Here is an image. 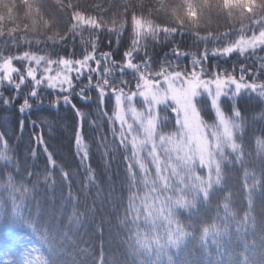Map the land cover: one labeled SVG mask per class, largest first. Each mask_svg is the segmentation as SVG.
<instances>
[{"label":"snow or ice","instance_id":"6c2138e0","mask_svg":"<svg viewBox=\"0 0 264 264\" xmlns=\"http://www.w3.org/2000/svg\"><path fill=\"white\" fill-rule=\"evenodd\" d=\"M222 2L225 11L229 13L234 8L241 10L242 22L238 32H205L201 35L198 28L187 29L182 21L172 27L158 24L154 22L151 10L147 16H138L133 8L131 27L134 35L130 47L123 53L122 62L113 59L111 52H100L97 41L101 29L107 28L109 33H122L128 26V7H132L128 2L124 18L118 21L114 17L110 22L111 27H108V22L102 17L86 15L77 10L78 5L72 4L70 0L66 4L64 0H57L62 8L73 10L70 16L71 28L65 35L53 32L47 37L48 41H64L71 33L81 35V43L88 44L80 30L88 28L97 34L90 42L91 50L86 47L80 58L68 55L53 59L51 54H38L30 50L12 54L7 51L9 46L19 48L21 43L29 46L33 43L28 37L39 32V25L34 23L31 32L26 28L21 31L0 29V37L4 38L5 45L0 48V89L7 88L9 91L8 95L0 91V105L10 107L22 94V86L28 84L30 90L23 93L24 98L17 109L23 114L26 109L33 107L32 102H42L45 89L55 91L57 99L53 103L59 104L62 100L65 105H70L77 117L75 146L82 164L89 159L83 134L85 118L89 113L78 108L72 102V96H79L87 104L89 93L93 89L97 92L100 115L107 117L113 125L114 139L128 153L125 155L128 162L125 182L130 195L122 223L129 232L132 254L142 257L139 264H197L184 256L188 245L197 242L204 257L202 264H264V259L258 261L256 258L255 241L249 243L243 239V234L249 228L255 231L257 227L256 218L252 215V190L259 181L253 180L247 186L249 210L242 218L231 211L230 193L224 196L225 216L220 218L222 222L202 224L199 236L195 234L197 229L194 225H185L179 218V210H191L198 203H210L216 192L223 187L224 164L232 163L228 153L234 155L237 162L243 163L244 120L235 105L231 114L227 113L222 107V98L232 100L242 92H249L264 99V82H258L259 71L264 70V63L260 64L259 70L241 64L239 76L234 74L235 68L233 72L218 66L211 71L205 68L204 62L209 55L230 57L237 53L244 56L254 54L258 49L264 50V0ZM32 6L38 18L45 17L41 0H33ZM140 6L143 7L142 2ZM160 10L157 8V11ZM184 11L192 21L199 20L202 14L193 0H185ZM244 13H247L246 18ZM244 19H247V23L243 22ZM54 23H57L55 17L44 18V29L51 31ZM185 32H191L198 42L204 43V50L199 54L187 53L179 45H174L170 53H165V59L158 69L153 68L155 62L147 51V39L150 37L156 41L163 34L167 40L176 35L183 36ZM209 42H217L210 53L207 48ZM35 43L38 45L41 41L37 39ZM168 55L174 56L176 61L182 56H190L191 66L182 68L178 62L168 61ZM16 61L23 64V69L16 66ZM248 76L252 79L249 80ZM85 80L86 84L83 83ZM109 97L114 102L111 115L104 107ZM205 98L214 113L212 122L207 121L202 114L208 107L204 103ZM169 111L174 115L173 131H165L168 118L161 117V112ZM117 124L118 133L115 128ZM20 127L22 130L23 121ZM0 141L4 146V150L0 151V160L10 161L3 134H0ZM48 161L51 166H55L51 154L48 155ZM198 169L206 170V175H201ZM88 172L89 180L94 181L90 168ZM62 175L67 181L69 174L62 171ZM44 179L47 181L49 177L46 175ZM7 190L12 202L10 212L13 222L26 223L33 232H37L34 222L22 215L23 200L31 189L25 184L16 186L9 175ZM16 193H19L20 203H17ZM4 214V201L0 199V216ZM69 222L79 225L80 218L75 210ZM233 226L234 233L231 231ZM52 229L50 231L45 228L41 236L48 245L51 257L57 250L56 226L53 225ZM234 234L243 243L239 250L232 247ZM61 235L67 238L68 233L63 232ZM209 240L216 249L212 259H208L212 257ZM261 247H264V237L261 238ZM32 251L38 250L33 248ZM23 255L20 264H55L53 258L43 255L33 259L28 258L27 252ZM5 264L13 262L5 260ZM98 264H104L103 252Z\"/></svg>","mask_w":264,"mask_h":264},{"label":"trees","instance_id":"16d2710c","mask_svg":"<svg viewBox=\"0 0 264 264\" xmlns=\"http://www.w3.org/2000/svg\"><path fill=\"white\" fill-rule=\"evenodd\" d=\"M44 5L45 17L38 18L33 0H0V29L4 31L33 30L34 23L39 25V32L30 34L29 39L33 43L29 46L21 43L19 48L9 46L7 51L17 54L25 50L38 54H51L53 59L59 56L71 55L80 58L87 47L90 51V42L97 35L91 29L84 28L83 39L88 44L81 43V35H67L64 41L52 43L47 37L53 32L65 35L71 28L72 9L62 8L57 0H41ZM69 0H64L68 3ZM78 5L77 10L86 15L102 17L111 27V20L115 17L118 21L124 18L126 2L128 7V26L122 33L113 31L109 33L107 28L98 33V50L111 52L116 61H123V53L130 47L133 39L131 27V14L133 8L135 14L147 16L151 10L155 23L168 24L170 27L183 22L190 30L199 29L201 35L205 32L224 33L228 31L238 32L240 28L241 10L232 9L225 11L222 0H193L197 8L201 10L199 20L192 21L184 11L185 0H70ZM142 2L143 7L140 6ZM160 8V11H157ZM55 17L51 31L44 29V18ZM247 17V13H244ZM247 23V19H244ZM118 27V25H117ZM40 40L36 44L35 40ZM4 38L0 37V48H4ZM111 41V43H109ZM147 51L155 62L152 66H158L165 59V53H170L174 45L187 53L199 54L205 48V44L198 42L191 32H185L183 36L176 35L167 40L161 34L159 40L146 41ZM217 42H209V53ZM219 43H223L220 41ZM143 55V52H141ZM168 61L178 62L180 66L190 67V56H182L179 61L172 55H168ZM16 66L23 69V64L16 61ZM264 63V50H257L241 56L237 53L230 57H216L209 55L204 62L206 70H213L217 66L239 76L241 64L258 69ZM249 80L251 76L247 77ZM258 82H264V70L259 71ZM30 83V82H29ZM83 83H87L85 80ZM30 90L28 84L22 86L19 99L10 107L0 105V134L7 141V155L10 161L0 160V199L4 201L5 214L0 216V264L5 260H11L13 264H20L24 259V253L33 259L38 255L53 258L55 264H93L99 262L103 252L104 264H139V259L134 256L129 248V232L122 223L125 218V210L130 195L128 185L125 182L127 161L126 153L119 146V141L114 139L113 125L107 117L101 116L97 108L98 96L93 89L87 104L79 96L73 95L72 102L86 113L83 126L84 141L88 146L89 159L82 164L75 146V130L77 117L70 105H65L61 100L59 104L53 103L57 99V93L52 90H44L43 100L40 103L32 102L33 107L26 109L21 114L17 109L24 95ZM5 95L9 94L7 88L0 89ZM79 91V88H77ZM112 98H106L104 107L111 115L113 108ZM207 110L202 113L204 118L212 122L214 113L210 108V102L204 99ZM233 105L241 112L244 120L243 129V163L237 162L234 155L229 154L232 163L224 164L223 187L219 189L208 204L198 203L191 210H179V218L185 225H194L199 236L202 224H211L214 221L222 222L220 218L225 216L223 208L224 196L231 194V211L238 218H242L249 210L248 193L253 180L259 181L257 187L252 190L253 207L252 215L256 218V229L249 228L243 239L249 243L255 241L257 260L264 259V247H261V238L264 237V99L249 92H242L240 96L229 100L222 98V107L231 114ZM167 117L165 131L174 130V115L169 111L161 112V117ZM23 121L21 130L20 122ZM119 131V125H115ZM42 139V142H41ZM260 141L261 143H257ZM47 149V151H45ZM4 150L0 141V151ZM228 152V150H226ZM51 154L55 166H51L48 155ZM92 170L94 181L89 180L88 169ZM69 174L67 181L62 175ZM200 172V170H198ZM248 173L245 176V173ZM31 174V175H29ZM206 175V170L200 172ZM9 175L16 186L25 184L31 189L30 194L23 200L22 215L34 222L38 231L33 232L26 223H15L12 220L10 209L11 197L7 190ZM49 179L45 181L44 177ZM39 178V179H38ZM71 194V195H70ZM17 203H20L19 193L15 194ZM73 210L80 218L79 225L70 223ZM231 223V221H230ZM56 226V251L51 257L48 245L41 238L44 229L52 231ZM141 227L143 223L141 222ZM231 231L235 232L234 226ZM67 232V238L62 233ZM232 247L239 250L243 247L241 240L233 235ZM35 248L38 251L33 252ZM209 250L212 259L216 249L209 240ZM174 252V250H172ZM184 256L197 264H202L204 257L198 242L190 243ZM239 259V257H237Z\"/></svg>","mask_w":264,"mask_h":264},{"label":"rangeland","instance_id":"374dc122","mask_svg":"<svg viewBox=\"0 0 264 264\" xmlns=\"http://www.w3.org/2000/svg\"><path fill=\"white\" fill-rule=\"evenodd\" d=\"M137 106H138V107L140 106L139 103H138ZM171 131H173V130H171ZM198 170H200V172H202L204 169H198Z\"/></svg>","mask_w":264,"mask_h":264}]
</instances>
